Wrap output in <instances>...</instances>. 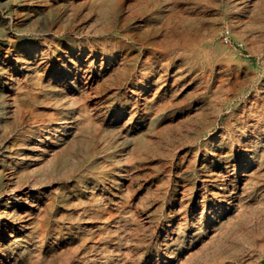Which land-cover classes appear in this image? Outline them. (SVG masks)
Wrapping results in <instances>:
<instances>
[{"label": "rangeland", "instance_id": "obj_1", "mask_svg": "<svg viewBox=\"0 0 264 264\" xmlns=\"http://www.w3.org/2000/svg\"><path fill=\"white\" fill-rule=\"evenodd\" d=\"M29 141L41 243L3 177L0 264H264V0H0V156Z\"/></svg>", "mask_w": 264, "mask_h": 264}, {"label": "bare ground", "instance_id": "obj_2", "mask_svg": "<svg viewBox=\"0 0 264 264\" xmlns=\"http://www.w3.org/2000/svg\"><path fill=\"white\" fill-rule=\"evenodd\" d=\"M217 30V29H216ZM212 37H215V30L212 29ZM215 49L219 52L221 51L220 45L216 42L215 43ZM122 54V53H121ZM123 55V54H122ZM41 56V55H40ZM42 58V57H41ZM48 58V57H46ZM41 62V61H40ZM22 63V62H20ZM37 63V62H36ZM64 64V63H63ZM68 66V65H67ZM36 68V67H35ZM41 70V69H40ZM26 72V71H25ZM29 73V72H28ZM147 76V75H146ZM16 77V76H15ZM24 78V77H23ZM20 80V79H19ZM17 82V81H16ZM20 83V82H19ZM71 83V82H70ZM60 85V84H59ZM25 86V85H24ZM12 87V86H11ZM16 87V86H15ZM23 90V89H22ZM11 94V93H10ZM8 96V95H7ZM13 96V95H12ZM9 98V97H8ZM20 100V99H19ZM16 102V101H15ZM160 103V102H159ZM14 104V103H13ZM6 106V105H5ZM25 106V105H24ZM22 107V106H21ZM86 107V106H85ZM16 110V108H15ZM14 110V111H15ZM87 110V108H86ZM13 111V112H14ZM18 111V109L16 110ZM20 111V110H19ZM2 113V112H1ZM8 113V112H7ZM16 114V112H15ZM11 115V113H10ZM13 115V114H12ZM86 118V117H85ZM81 119V118H80ZM11 121V119H10ZM85 121V120H84ZM62 122V121H61ZM74 123V122H73ZM91 123V122H90ZM93 123V122H92ZM78 125L81 127L83 126V128H87L90 124L89 121L87 122H83L81 120H78ZM76 126V125H75ZM67 127V126H66ZM69 128V127H68ZM54 133V132H52ZM73 133V132H72ZM244 133V132H243ZM239 134V133H238ZM258 135V134H257ZM56 136V135H55ZM260 138V137H259ZM9 139V138H8ZM34 139V138H33ZM45 139V138H44ZM243 140V139H242ZM5 141V140H4ZM233 141V140H232ZM241 141V140H240ZM27 142V141H26ZM237 142V141H235ZM253 142V141H252ZM232 143V142H231ZM251 143V142H250ZM36 145L38 146V154L37 155H33L30 161V166L33 165L34 168H32V171H28V172H23V170H21V165L24 159L23 153L25 148H30L33 150V148L36 147ZM209 145V144H208ZM55 146V145H54ZM264 146V145H263ZM25 147V148H24ZM36 148V149H37ZM263 150V149H262ZM261 150V151H262ZM46 150L44 149V147H42L41 144H39L37 141H29V143L26 146H17L15 148L10 149L6 154H3L0 156V180L5 177L6 179H8L9 181H12L11 183V187L10 191L12 192L13 195V199L10 198V202L12 201L13 204H10L8 206H6L4 208V214L6 213L7 217H6V223H5V227H6V235H10L13 237V239L15 240L14 243L16 245H21L22 243H27L29 242L31 239V245H34L35 247H38L39 244L41 243L40 241V231L39 229H33V231L29 230L32 227V224L35 222V208L37 206L36 203L31 202L29 199L32 198L31 196L34 195V193L32 192L34 183L30 184V176L31 173H34V171H40L42 172V170H44V166L39 162L40 160L43 159V156L45 154ZM213 153V152H212ZM52 154V153H51ZM50 154V155H51ZM247 155V154H246ZM253 155H257L256 151L255 154ZM252 155V157H253ZM45 157V156H44ZM225 157V156H224ZM258 160V159H255ZM219 162V161H218ZM12 165V166H11ZM251 165V164H250ZM9 166H11V168L9 169ZM210 168V167H209ZM249 168V167H248ZM252 168V167H251ZM30 169V168H29ZM221 173H223L221 171ZM243 174V173H242ZM248 173H244L243 175H247ZM212 176V175H211ZM236 180V179H235ZM247 180V179H246ZM5 181V180H4ZM213 182V181H212ZM223 183V182H222ZM219 182V184H222ZM231 184V183H230ZM232 185V184H231ZM6 186V185H5ZM6 188V187H5ZM27 188V191H26ZM224 196H226L229 199H233V198H240V200L238 201H242V197L241 195H239L238 191L236 190L237 187L234 186L233 189H229L228 190V186H227V182L224 183ZM206 190V189H205ZM208 190V189H207ZM216 190V189H214ZM228 190V192H227ZM211 191V190H210ZM21 192H24V195H21L20 197L17 195H19ZM1 196V195H0ZM225 197V198H226ZM203 198V197H202ZM219 200V199H218ZM232 201V200H231ZM245 201V200H244ZM1 203V202H0ZM40 203V202H39ZM241 202H239L238 204H240ZM25 204H30V206H27ZM217 205V204H216ZM226 205V204H225ZM228 205V204H227ZM233 206V205H232ZM249 206V205H248ZM42 207V206H41ZM232 209V208H230ZM221 211V210H220ZM3 212V210H2ZM39 213V212H38ZM239 213V212H238ZM246 213V212H245ZM41 214V212H40ZM219 214V213H218ZM247 214V213H246ZM252 215V214H251ZM250 215V216H251ZM11 217V218H8ZM208 217V216H206ZM198 218V217H197ZM40 219V218H39ZM193 219V218H192ZM209 219V218H208ZM23 221V223L20 225V231H22V233H16V229H15V225L17 223V221ZM202 220V219H201ZM227 222V221H226ZM211 225V224H210ZM230 225V224H229ZM217 228V227H216ZM9 229H12L11 233H8ZM218 229V228H217ZM222 229V228H221ZM19 230V229H18ZM216 230V229H214ZM176 231V230H175ZM224 231V230H223ZM220 232V230H219ZM216 233V232H214ZM221 233V232H220ZM217 234V233H216ZM42 235V234H41ZM181 235V234H180ZM11 237V238H12ZM31 237V238H30ZM170 237V236H169ZM212 239V238H211ZM33 240V241H32ZM213 240H211L212 242ZM10 244H13V241L11 240ZM31 245H24V248L27 249L28 251L31 252ZM1 246V245H0ZM34 247V248H35ZM8 251V250H7ZM37 251V250H36ZM29 253V252H28ZM38 256V255H37ZM11 258V257H10ZM37 262V261H36Z\"/></svg>", "mask_w": 264, "mask_h": 264}, {"label": "built area", "instance_id": "obj_3", "mask_svg": "<svg viewBox=\"0 0 264 264\" xmlns=\"http://www.w3.org/2000/svg\"><path fill=\"white\" fill-rule=\"evenodd\" d=\"M222 41L225 44H231L233 42L232 34L229 28H225L221 32ZM243 43H239V46H243Z\"/></svg>", "mask_w": 264, "mask_h": 264}]
</instances>
